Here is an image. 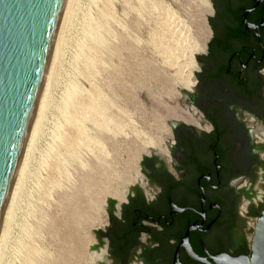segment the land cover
Wrapping results in <instances>:
<instances>
[{
    "label": "rangeland",
    "instance_id": "obj_1",
    "mask_svg": "<svg viewBox=\"0 0 264 264\" xmlns=\"http://www.w3.org/2000/svg\"><path fill=\"white\" fill-rule=\"evenodd\" d=\"M214 1L109 0L108 31H103L104 41L94 51L90 84L77 73L74 51L83 21L78 19L81 26L76 22L70 38L76 41L67 44L53 99L71 80L87 92L96 87L101 92L96 99L112 120L110 131L100 132L86 119L87 135L97 137L102 149L87 143L91 150L82 145L73 158L64 156L56 184L47 186L40 154H45L55 121L47 116L1 264H21L23 250L31 246L33 264H102L97 234L107 223L109 205L121 203L115 195L125 196L133 186L142 185V162L157 153L149 150V144L161 142L167 148L172 124L189 121L183 87L192 70L191 59L197 66L209 39ZM79 2L90 18L99 17L106 6L103 0ZM254 223L253 217L237 227L236 243L244 241L249 247Z\"/></svg>",
    "mask_w": 264,
    "mask_h": 264
},
{
    "label": "flooded vegetation",
    "instance_id": "obj_2",
    "mask_svg": "<svg viewBox=\"0 0 264 264\" xmlns=\"http://www.w3.org/2000/svg\"><path fill=\"white\" fill-rule=\"evenodd\" d=\"M166 154L142 162V185L111 203L102 264H204L248 255L234 232L264 207V0H215L209 39ZM208 255V257L206 256Z\"/></svg>",
    "mask_w": 264,
    "mask_h": 264
},
{
    "label": "bare ground",
    "instance_id": "obj_3",
    "mask_svg": "<svg viewBox=\"0 0 264 264\" xmlns=\"http://www.w3.org/2000/svg\"><path fill=\"white\" fill-rule=\"evenodd\" d=\"M79 1L80 0H65V3L63 6V10L61 13V17H60L53 49L51 52L47 72L45 75L44 83H43V86H42V89H41V92L38 98V102H37L31 123H30L29 131H28L27 138L25 141V145H24L21 160L19 163L18 171L15 177L14 183H13V187H12V190L9 196V200L7 203V207H6L5 214H4L3 221L1 224V228H0V264L4 259L3 257L6 255L5 250L8 249L6 246L8 245L7 242H8L10 233H11V229L15 222L16 212H18L19 210L18 208L22 204V203L20 204V201L23 196V190L25 189L24 184L25 182H27L26 179L29 178L28 174H29V169L31 167L30 165L36 156L35 155V153H37L36 151H38L37 150L38 144H39L40 139H42L41 138L42 131L45 126L46 120L48 119L47 116L51 115L53 116L52 118H54L55 120L53 121L54 123L52 122V125H54V129L50 133V137H49L50 142L46 147L45 154L44 155L40 154L41 168L45 169V171L44 170L43 171L46 172L47 174L46 181H45V185L47 186L48 184H54L56 182L57 176H59L60 175L59 173L61 172V170H63L62 164L64 162V159H63L64 156L74 154V152L78 149V147L82 145L85 146L87 143H91L98 150L102 149L97 137L93 138L87 135L88 134V132L86 131L87 128L85 129V125H84V121H86V119L90 124L92 125L94 124L96 129L99 131L100 130L105 131V130H108L109 128L107 126L109 125L110 123L109 121L111 119L110 117H108L104 106L100 104L101 101L98 102L96 99V97L97 98L100 97L99 94L101 93L100 90H98L96 87L92 86L94 90H90L91 88H89V91L91 92L89 91L87 92L86 89L85 91L82 87L77 85L78 83L75 80H71L65 84L64 89L59 93V96H57V99H53V94L55 93L57 84L61 82L59 81V78L61 76V75L59 76V73L61 72L59 70L61 69L60 67H61L62 58L63 56H65L64 53H65L66 48L68 47L67 44L69 43V40L72 36V32L76 29L75 27L77 25L76 22H78V19L82 18L83 20V21L81 20L82 21V27H81L82 38L79 39L80 40L79 43L76 42L78 44L76 47V51L74 52H77V53H76V56L74 54L73 55L75 56V60L78 63L77 65L78 75H80L84 80H86V82L88 81L89 84H90L89 81L91 80V76H92L91 75L92 69L96 61L95 59L96 56L94 57V51L104 41L103 36H102L103 31H106V30L108 31V28L107 29L105 28V25H106L105 19L107 16H109V14H111L109 13L110 12L109 10H111L109 6L110 5L109 0H103L106 6H104L103 9L101 8L102 10L99 9L100 15L99 17L97 16L98 18L97 17L93 18V16L92 18H90V16H88L90 12H88L87 14L86 11L82 10V6L80 5L81 2ZM80 26H81V23H80ZM73 41H76V40H73ZM190 64H192V70L190 71L188 78L185 81V84L183 87V89L186 91H190L192 87L194 86L195 81H194V77L192 76V74L196 72L198 68L195 62H193V58L191 59ZM68 77L70 78V76ZM91 84H92V81H91ZM58 91L59 90H57V92ZM184 122H187V121H184ZM112 126L113 125H111L110 127L111 129H112ZM88 147H87V150H91L90 147L89 149ZM149 150L151 151L155 150L157 152H160L161 154H166V148L162 145L161 142H151L149 144ZM114 198L117 199L119 202H123L124 195H115ZM19 244H23V243H19ZM14 247L15 246H13V248ZM31 248H27V250L26 249L23 250L25 252V255H22V257L25 256V258L22 260L21 264H33L34 260L32 261L30 257L32 253L34 252V250L33 248L32 249ZM20 249H22L21 246H20ZM16 251L18 250L16 249ZM17 261L19 260L17 259Z\"/></svg>",
    "mask_w": 264,
    "mask_h": 264
},
{
    "label": "water",
    "instance_id": "obj_4",
    "mask_svg": "<svg viewBox=\"0 0 264 264\" xmlns=\"http://www.w3.org/2000/svg\"><path fill=\"white\" fill-rule=\"evenodd\" d=\"M64 3L65 0H0V228ZM190 93L187 91L186 100ZM254 224L246 256L221 253L209 257L206 254L209 261L199 259L188 246L190 229L178 249L183 247L191 258L204 264H264V207ZM173 264H180L178 250Z\"/></svg>",
    "mask_w": 264,
    "mask_h": 264
}]
</instances>
